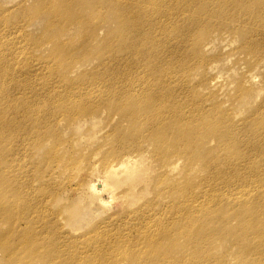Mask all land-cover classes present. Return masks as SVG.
I'll return each mask as SVG.
<instances>
[{
	"label": "rangeland",
	"instance_id": "1",
	"mask_svg": "<svg viewBox=\"0 0 264 264\" xmlns=\"http://www.w3.org/2000/svg\"><path fill=\"white\" fill-rule=\"evenodd\" d=\"M88 1L0 0V200L19 201L0 210V264H264V244L242 254L256 237L223 230L249 206L213 167L230 124L253 133L264 61L227 33L234 22L210 30L216 0H159L149 19L170 15L165 29L139 32L118 3ZM258 148L239 159L245 177Z\"/></svg>",
	"mask_w": 264,
	"mask_h": 264
},
{
	"label": "bare ground",
	"instance_id": "2",
	"mask_svg": "<svg viewBox=\"0 0 264 264\" xmlns=\"http://www.w3.org/2000/svg\"><path fill=\"white\" fill-rule=\"evenodd\" d=\"M112 1L118 3V10L123 17L122 20L124 22V26L130 31L137 29L138 32L142 28V25H146L148 22V27L150 29H158L163 30L166 27V22L170 18V15L162 18H150L149 17L153 14H159L163 10H165L166 3L168 1H159V0H98L96 3L92 2L91 0L88 1L90 4L101 5L104 6L108 2ZM177 2L179 0H176ZM217 2H213L214 6L209 7L207 11L206 18L216 21V23L212 24L210 30H218L222 27V22L224 20L228 22H234L236 27L229 29L227 33L231 37H238L239 39L246 40L247 42L244 44V48L248 50V52L255 57L259 58V63L264 61V0H216ZM200 4V2H199ZM75 3L72 4L70 7H75ZM199 6V5H198ZM69 7V6H68ZM80 8H82L80 6ZM171 8V7H170ZM169 8V9H170ZM206 9L207 7L202 6L199 9ZM105 9H102L104 11ZM76 16L81 21L82 16L78 10ZM132 13V14H129ZM76 18V19H77ZM149 19V20H148ZM220 21H219V20ZM219 21V22H217ZM104 23V20H103ZM69 24L66 21L65 25ZM183 31L187 34H191L192 29L184 28ZM136 32V33H138ZM166 32H171V30H167ZM134 33V32H133ZM187 34L185 36H187ZM264 78V75H263ZM143 112L137 111L136 117L134 120L138 122L141 121ZM254 117L248 122V125H254L251 128L253 129V133L247 136H239L238 130L239 127H236L233 124H230L226 128V132L221 136V141L224 143L222 148V153L224 154L222 160H216V164L213 167H220V168H230L231 177L233 182H229L231 187L234 188V191H240L242 196H246L245 204L249 207L247 208H240L235 210L229 217L224 219L222 223H224L223 230H229L231 233H236L239 238L244 237V239H253L255 238L249 246L245 247L242 251L243 253H250L253 252L257 246H262L264 244V234H261L262 230L258 229L255 231V228L260 226L264 228V208H260L256 210L253 214V210L250 206H255L256 204L252 203V198L250 197L251 194L246 191L248 189L249 183H254L256 185L255 189H262V193H264V166L260 167L261 160L264 154V106L263 111L259 112V115L256 117L255 113H253ZM165 133H161L160 139L164 141ZM179 134V133H178ZM198 140H194L192 146L194 147L197 142L203 141L205 136H198ZM202 139V140H201ZM201 140V141H200ZM240 143H244L245 149L243 152L238 154V145ZM250 143H255L258 145V150L260 151V159L258 160V166L256 162H251L252 169L248 174L252 175L250 177H245L246 173H243L242 170H237L241 166V162L239 159L244 155V153L248 154L247 152V145ZM228 153L227 157L226 154ZM245 160V157L243 158ZM211 162V161H210ZM209 162V163H210ZM227 163V164H225ZM129 161H125L121 164L120 167H128ZM219 165V166H217ZM114 171H110L111 174L117 175V169L112 168ZM126 169V168H125ZM5 174V173H4ZM6 175V174H5ZM223 177V175H221ZM5 182L6 179H3ZM4 182L0 181V192L6 188ZM100 185V187H99ZM102 189L103 185L96 184L95 188ZM92 188H94L92 186ZM247 192V193H246ZM0 200V210L3 208H8L7 211L10 209H14L17 206L18 200L14 201L13 203L4 199L3 201H7L2 203ZM20 212L22 210L21 207L18 209ZM20 214V213H19ZM18 215V214H17ZM16 216L12 217L13 223L16 221ZM220 217V214H214V217L206 218L205 222L209 225L211 231L209 234L213 236V232L216 231L217 228V220ZM199 220H203V217ZM236 224L234 225V223ZM12 223V224H13ZM237 225V226H236ZM259 243V244H257ZM18 260V258L16 259ZM184 259H180L175 261L176 263L182 264H190L188 258L186 259V263H183ZM188 260V261H187Z\"/></svg>",
	"mask_w": 264,
	"mask_h": 264
}]
</instances>
